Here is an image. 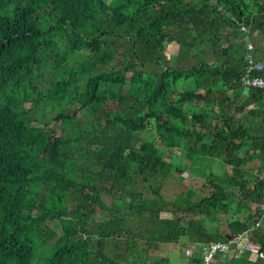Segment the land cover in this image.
<instances>
[{
	"label": "trees",
	"instance_id": "trees-1",
	"mask_svg": "<svg viewBox=\"0 0 264 264\" xmlns=\"http://www.w3.org/2000/svg\"><path fill=\"white\" fill-rule=\"evenodd\" d=\"M253 33L264 35V0H0V264H32L35 246L55 236L48 220L59 234L43 264H120V233L131 249L239 238L264 253V218L249 230L264 201V91L243 98L239 84ZM163 41L177 45L174 66ZM180 155L235 165L168 210L159 191L167 175L183 181ZM143 184L154 198L125 206L147 216L132 231L112 200ZM249 258L213 263L260 264Z\"/></svg>",
	"mask_w": 264,
	"mask_h": 264
},
{
	"label": "rangeland",
	"instance_id": "rangeland-1",
	"mask_svg": "<svg viewBox=\"0 0 264 264\" xmlns=\"http://www.w3.org/2000/svg\"><path fill=\"white\" fill-rule=\"evenodd\" d=\"M107 3H115L117 4V0H104ZM160 50L164 54V57L167 60V65L168 66H174L175 65V59L177 55V45L174 43H167L165 41L160 43ZM192 55L196 56V59L199 61L203 60V55L196 53L195 51H191ZM81 69L84 71L85 68L83 65L80 66ZM112 67L111 64L107 66V68ZM47 76H50V74H46ZM53 121H50L48 126H52ZM139 131V138L144 136V133L146 130L151 131L152 130V124L149 122L147 123L144 127L142 128H137ZM62 139L65 140L69 138L70 134L68 130L64 129L62 130ZM152 142H154L155 146L159 149V151L162 153L163 147L159 144L157 139H153L151 137ZM64 150H67V144H64ZM75 157V155L73 156ZM178 157V158H177ZM176 160L181 164L180 167L184 170V179L183 181H178L176 180L173 176L167 175V178L165 179L164 185L161 187L159 193L162 196L163 202L165 204L166 209L171 208V204L174 202L176 197L179 194L185 193L186 191H191V196L190 200L191 201H196L199 198L203 197L204 195L207 194L208 189L205 185L204 178L208 174L220 176L222 173H226L229 171L230 166L235 165V161L232 162H226L223 160H213V159H208L204 158L202 162L200 163H191L188 162L186 159H184L181 155L177 156ZM166 162L167 159L163 158ZM139 186V185H137ZM140 189V195L135 196L130 198L129 196L121 195L118 199L112 200L109 196H104L102 197V202L104 205L109 206L111 204V201L113 204L119 203L121 206L120 211L124 215V221H123V226L126 227L127 229H130L132 231L140 230L147 222V216L146 213L143 211H140L138 214H135L133 211L129 210L128 208L126 209V205L128 203H139L141 200L148 199V198H154V196L150 193L149 189L147 188L146 185L139 186ZM115 198V196H113ZM254 209V208H253ZM256 209V208H255ZM84 218L87 215V212H83L81 214ZM92 216L91 214H89ZM218 215V214H217ZM65 216H70V215H65ZM72 216V215H71ZM170 216L168 213H161L160 217H168ZM79 214L76 215L75 223L79 222L80 220ZM94 219V218H92ZM95 220V219H94ZM89 221V220H88ZM97 221V220H96ZM45 226L50 228L53 233L55 234L52 239L49 241L45 242L42 245H36L35 250H34V259L32 264H43L45 259L48 257V255L51 253L53 242L55 237L59 234V225L56 220H48L45 222ZM92 227V225H89ZM119 245L122 246L124 245L123 241L125 239V236L123 233H120L119 235ZM187 238H182L180 241L176 244H161L158 246V249L156 250H141L135 252V257H133L131 260L128 257H124L122 261H124L123 264L129 263V262H136L141 260L143 257H151L152 255L148 254H155L158 256L166 257L171 263H184L186 262L182 256V248L183 246L190 244L192 242V238L188 237ZM135 250L141 249L140 245L134 248ZM121 261V263H122ZM214 264V263H213Z\"/></svg>",
	"mask_w": 264,
	"mask_h": 264
},
{
	"label": "built area",
	"instance_id": "built-area-1",
	"mask_svg": "<svg viewBox=\"0 0 264 264\" xmlns=\"http://www.w3.org/2000/svg\"><path fill=\"white\" fill-rule=\"evenodd\" d=\"M241 30L245 31L244 28H241ZM252 52L253 46L247 43L243 53L245 69L239 79V84L243 93L249 90L264 91V66L262 63L255 61ZM256 216L249 230L257 228L264 218V201L256 208ZM245 255L264 262V253L257 244L248 240L240 242L239 238L229 239L222 243L214 242L206 245L197 243L187 244L182 248V256L185 260L193 259L196 256L200 258V262L197 264H213L217 256L238 259Z\"/></svg>",
	"mask_w": 264,
	"mask_h": 264
},
{
	"label": "crops",
	"instance_id": "crops-1",
	"mask_svg": "<svg viewBox=\"0 0 264 264\" xmlns=\"http://www.w3.org/2000/svg\"><path fill=\"white\" fill-rule=\"evenodd\" d=\"M246 43H250L253 46V58L255 59V61H258L260 63L263 64L264 66V35L261 34H257V33H253L250 37V39L246 42ZM230 93L227 92V95H229ZM248 95V92L246 93H241V96L243 98H245ZM255 105L254 104H249L246 107L245 111H249V110H253L255 109ZM254 208V207H253ZM254 210V209H253ZM252 210V211H253ZM262 229L264 231V225L262 224ZM241 242V241H240ZM259 246V245H258ZM137 251H141V249L135 250L134 248H126L124 245L117 247V249L114 250L115 254L118 255V260L120 264H123L124 261H122L123 259H125L124 257H128L130 258V260L135 257V252ZM148 255H155V254H148ZM250 257V256H249ZM250 261H255V258L250 257L249 258ZM185 260V259H184ZM122 261V263H121ZM187 261V260H185ZM128 263V262H127ZM125 263V264H127ZM185 263V262H184ZM260 264H264L263 261L258 262ZM173 264H182V263H173Z\"/></svg>",
	"mask_w": 264,
	"mask_h": 264
}]
</instances>
